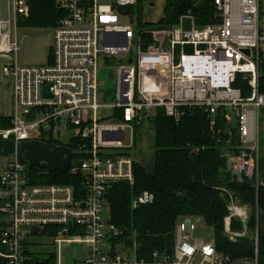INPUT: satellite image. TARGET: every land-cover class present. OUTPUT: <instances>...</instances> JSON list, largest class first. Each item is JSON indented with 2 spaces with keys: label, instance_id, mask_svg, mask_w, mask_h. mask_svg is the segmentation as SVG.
<instances>
[{
  "label": "built area",
  "instance_id": "built-area-1",
  "mask_svg": "<svg viewBox=\"0 0 264 264\" xmlns=\"http://www.w3.org/2000/svg\"><path fill=\"white\" fill-rule=\"evenodd\" d=\"M213 1V23L199 27L188 12L173 28L149 30L141 26L149 24L143 15L154 8L149 0H56L63 17L52 30L49 61L23 66L14 58L16 30L29 17L30 6L27 0H7L0 17V59L8 64L0 73L12 90V114L0 112L10 124L0 126V142L13 143L16 153L14 159L0 156V264H36L32 240L38 237L57 246L49 256L54 264H63L65 244L81 247L75 248L72 264H259L258 225L251 260L219 253L215 241H194L191 218L177 226L172 255L155 253L141 260L136 249L116 244L121 232L109 222V189L134 182V125L159 109L179 122L186 109L198 108L211 117L212 128L222 115L228 126L226 171L237 183L250 180L260 186L264 0ZM187 18L190 32L182 26ZM119 57L128 59L116 68L114 101L107 104L99 65ZM30 141L72 150L68 166L72 175H82L84 188L34 183L31 168L37 165L22 164L17 157L19 144ZM153 203L154 196L144 192L134 207ZM245 208L229 195L224 235L232 243L248 234ZM234 220L244 226L241 231L233 230ZM47 230L54 235H45Z\"/></svg>",
  "mask_w": 264,
  "mask_h": 264
},
{
  "label": "trees",
  "instance_id": "trees-1",
  "mask_svg": "<svg viewBox=\"0 0 264 264\" xmlns=\"http://www.w3.org/2000/svg\"><path fill=\"white\" fill-rule=\"evenodd\" d=\"M27 2L29 17L22 19L18 27L53 30L63 17L56 0ZM213 2L166 0L165 18L158 28L177 26L188 12L196 18L199 27L213 23ZM141 26L148 29L150 24ZM145 40L151 41L149 37ZM146 123L153 132L150 163L140 150L141 161L136 162L134 182L113 185L107 194L109 222L121 232L116 244L136 249L141 260H150L155 253L169 256L174 251L179 223L185 218L202 219L213 229L219 253L236 261L251 260L255 256L258 225V262L264 264V156L260 157V186L257 188L250 180L237 183L226 171L224 154L229 148L228 126L222 115H218L212 128L211 117L198 108L186 109L179 122L167 117L162 109L151 117L143 114L139 123L134 125L137 147ZM0 126L8 128L10 124L0 117ZM31 171L37 184H63L77 190L84 188L82 175H72L70 166L55 168L42 164L32 167ZM144 192L154 196V203L134 207V200ZM230 194L242 207L250 210L246 223L248 234L236 243L224 235ZM232 228L241 231L244 226L234 220ZM44 234L49 236L54 232L47 230ZM34 262L54 264V256L45 262L35 257Z\"/></svg>",
  "mask_w": 264,
  "mask_h": 264
},
{
  "label": "rangeland",
  "instance_id": "rangeland-1",
  "mask_svg": "<svg viewBox=\"0 0 264 264\" xmlns=\"http://www.w3.org/2000/svg\"><path fill=\"white\" fill-rule=\"evenodd\" d=\"M104 2H110V0H102ZM154 4L152 10H147L143 18L150 24L149 30H155L163 18L165 17L166 0H149ZM7 0H0V17L4 18L6 14ZM140 6V5H139ZM142 8H138V16L142 17ZM137 16V18H138ZM136 30L140 28L136 25ZM16 38L19 44V52L17 57L19 64L23 66H42L49 61L53 46V32L52 30H31L22 27H18L16 30ZM128 58L109 59L107 63L101 60L99 65V81L100 91L105 95L104 102L112 104L114 101L116 90V68L119 66L121 60H127ZM8 64L5 60L0 59V67ZM0 102L2 115L10 116L12 114V90L9 86L8 79L4 76L0 78ZM148 116H153L154 112H149ZM261 153L260 157L264 156V120L261 121ZM153 132L149 125L143 128L141 134V143L136 146L134 150L135 160L141 161L139 151H144V158L146 162L150 163L152 153L150 151L152 144ZM2 142V141H1ZM4 143V142H2ZM6 148V156L14 159L16 148L13 143H4ZM73 151L65 145H58L54 143H47L42 141H30L21 143L18 146L17 157L22 164L25 165H40L47 164L51 167L60 168L68 166L71 163V156ZM0 171H3V167H0ZM260 178V177H259ZM260 183V182H259ZM250 214L249 208H245ZM196 231L193 235L194 241H203L204 243H211L214 241V231L208 227L202 219H193ZM34 241V242H33ZM34 253L41 260H47L50 254L54 253L57 249L53 247L51 239H44L43 237L34 238ZM81 250V247H72L69 244H65L62 247V263L72 264L74 250ZM56 258H58V251L56 252ZM58 264V261L56 262Z\"/></svg>",
  "mask_w": 264,
  "mask_h": 264
},
{
  "label": "water",
  "instance_id": "water-1",
  "mask_svg": "<svg viewBox=\"0 0 264 264\" xmlns=\"http://www.w3.org/2000/svg\"><path fill=\"white\" fill-rule=\"evenodd\" d=\"M183 26V30L186 32H190L192 30V20L187 18L183 20L182 23ZM8 59L10 60L11 57H8ZM0 106H1V102H0ZM241 139V135H240V124L237 123V127H236V144L237 146H240V140Z\"/></svg>",
  "mask_w": 264,
  "mask_h": 264
},
{
  "label": "crops",
  "instance_id": "crops-1",
  "mask_svg": "<svg viewBox=\"0 0 264 264\" xmlns=\"http://www.w3.org/2000/svg\"><path fill=\"white\" fill-rule=\"evenodd\" d=\"M0 156L5 157L6 156V148H4V143L0 142ZM47 165V164H46ZM49 166V165H48ZM36 254V253H35ZM35 257H38L37 255ZM46 261V260H42ZM41 264V263H40Z\"/></svg>",
  "mask_w": 264,
  "mask_h": 264
},
{
  "label": "flooded vegetation",
  "instance_id": "flooded-vegetation-1",
  "mask_svg": "<svg viewBox=\"0 0 264 264\" xmlns=\"http://www.w3.org/2000/svg\"><path fill=\"white\" fill-rule=\"evenodd\" d=\"M0 78H1V73H0Z\"/></svg>",
  "mask_w": 264,
  "mask_h": 264
}]
</instances>
